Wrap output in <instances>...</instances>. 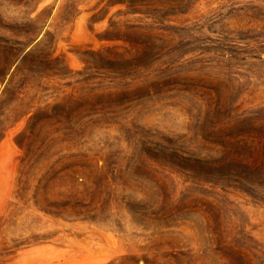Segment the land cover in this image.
<instances>
[{"label": "rangeland", "instance_id": "rangeland-1", "mask_svg": "<svg viewBox=\"0 0 264 264\" xmlns=\"http://www.w3.org/2000/svg\"><path fill=\"white\" fill-rule=\"evenodd\" d=\"M7 137L0 264H264V0H0Z\"/></svg>", "mask_w": 264, "mask_h": 264}, {"label": "crops", "instance_id": "crops-1", "mask_svg": "<svg viewBox=\"0 0 264 264\" xmlns=\"http://www.w3.org/2000/svg\"><path fill=\"white\" fill-rule=\"evenodd\" d=\"M3 154H7L8 156L16 155L15 150L13 149V145L10 140H8V137L5 138L1 143H0V156ZM16 172V166H10L6 178L7 182H10V180L14 179Z\"/></svg>", "mask_w": 264, "mask_h": 264}, {"label": "trees", "instance_id": "trees-1", "mask_svg": "<svg viewBox=\"0 0 264 264\" xmlns=\"http://www.w3.org/2000/svg\"><path fill=\"white\" fill-rule=\"evenodd\" d=\"M20 54H21V51H20V52L18 51V53H16V55H15V57H14V60L12 61V63L10 62V65H12L13 62H15V61L18 59V57L20 56ZM10 67H11V66H10Z\"/></svg>", "mask_w": 264, "mask_h": 264}]
</instances>
